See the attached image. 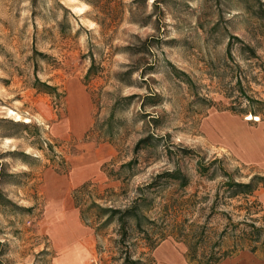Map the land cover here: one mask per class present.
<instances>
[{
	"label": "rangeland",
	"instance_id": "obj_1",
	"mask_svg": "<svg viewBox=\"0 0 264 264\" xmlns=\"http://www.w3.org/2000/svg\"><path fill=\"white\" fill-rule=\"evenodd\" d=\"M146 123L156 136L137 153ZM263 123L264 0H0V189L10 200L0 203V264H121L117 222L98 233L75 203L86 182L101 205L138 201L155 219L142 225L158 236L155 264H188L189 233L206 226L215 240L224 212L246 213L220 166L241 181L264 175ZM135 157L120 179L108 175ZM201 158H218L217 176L199 172ZM177 166L186 185L160 176ZM256 195L264 208V188ZM137 242L136 258L148 250ZM221 264L264 260L242 252Z\"/></svg>",
	"mask_w": 264,
	"mask_h": 264
},
{
	"label": "trees",
	"instance_id": "obj_2",
	"mask_svg": "<svg viewBox=\"0 0 264 264\" xmlns=\"http://www.w3.org/2000/svg\"><path fill=\"white\" fill-rule=\"evenodd\" d=\"M237 39H239L237 37ZM232 42H229L228 52L230 54V45ZM249 49L251 46L247 45ZM96 65L94 63L89 67L87 78L90 77L91 74L94 73ZM134 68L128 69L125 72H122L124 75H130ZM49 89L55 90V86H48ZM136 94H131L129 96L121 97L119 96L114 102L112 112L110 117L108 118V122H111L115 118V110L117 107L122 105L123 99H132ZM147 99H150L153 104H157L158 94L156 92H151L150 94H146ZM248 100L258 101L251 96L248 97ZM254 112H258L259 110L253 109ZM262 113L261 111H259ZM147 115V113H145ZM159 120L158 114L152 117V121L156 124ZM106 121V120H105ZM150 122V121H148ZM18 125H25L26 127L30 126L25 124L24 122H14ZM148 125V133L141 137L136 146L134 148L135 152H139L140 149L152 145V141L156 136V132L154 130V125ZM96 125V122H95ZM147 125L145 126L147 128ZM94 127V125H93ZM93 127L87 132L90 134ZM111 131L112 124L108 126ZM156 127V126H155ZM111 128V129H110ZM113 139L115 136H111ZM158 137V136H157ZM138 157L132 158L129 162L121 164V166L116 169L114 166L107 168V173L109 176H112L115 179L121 178V173L126 168H132L134 164L138 162ZM218 158L210 162H206L204 158H201L198 162L199 164V172L202 174H207L211 178L217 176L216 169L211 168L218 161ZM222 170L223 181L221 187L224 188L226 192V196L229 198L241 197L244 200V204L241 203L239 205L240 209H245L246 213L241 215L242 219L235 220L233 215L229 212H224V216L227 221L224 227L219 232L217 238L215 240H210L207 238L206 232H204V228L206 226H202L199 233L191 232L187 235L188 240L186 242L187 245V253L186 257L188 260V264H221L227 258L235 257L236 255L242 252H250L257 256L258 258L264 260V208L262 203L258 200L256 192L264 188V175L260 173L253 174L248 181H241L235 177L234 172H231L224 168V166H220ZM213 170V172H212ZM106 171V170H105ZM161 177H169L170 179H180L181 184L186 185L188 183L189 177L187 174L183 173L182 168L177 166L173 171L165 170L161 175ZM2 177V172L0 174ZM157 183V178L147 184L149 187L155 185ZM94 184L92 182H86L80 185L79 187L74 189L73 198L75 200L76 205L80 209L82 219L89 223V225H96L95 231L100 232L103 231L112 221H116L118 227L117 232L119 237L115 239L116 248L118 250L119 256H116V260H120L121 264H148L151 262L155 264V259L152 256V251L155 248L156 241L158 236L152 235L150 233L149 228H144L143 222L144 220L149 221L150 225L154 222L155 219H151L143 210L142 205L138 201H134L132 204H129L125 207H114V206H103L97 199L94 198ZM219 195V194H218ZM102 198V196H98ZM10 203V200L5 197L3 191L0 189V203ZM134 224V227L132 225ZM154 229V228H153ZM179 232L185 231L184 228L179 229ZM140 236V234H142ZM160 235V239H164L167 234L164 233V230L158 232ZM136 234H138L136 236ZM172 233H169V236ZM157 235V234H156ZM138 237L144 239L145 246L148 250H144L140 252V255L136 258L134 257L136 253V244L138 243ZM176 238L178 236H175ZM178 239V238H177ZM1 244V242H0Z\"/></svg>",
	"mask_w": 264,
	"mask_h": 264
},
{
	"label": "crops",
	"instance_id": "obj_3",
	"mask_svg": "<svg viewBox=\"0 0 264 264\" xmlns=\"http://www.w3.org/2000/svg\"><path fill=\"white\" fill-rule=\"evenodd\" d=\"M261 121V120H260ZM263 126L262 127H260V129H259V131H258V133H260L259 135L261 136V137H263L264 138V123L262 124ZM236 136H238L239 137V140H240V142L243 144V142H245V141H248L250 138L249 137H241V135H236ZM250 141H251V139H250ZM253 145H251V147H252ZM243 147V146H242ZM254 147V146H253ZM257 147V146H256ZM252 149V151L250 150L249 152L250 153H253V149L254 148H251ZM242 152H245L246 153V151H242ZM247 154V153H246ZM248 253H250V252H248ZM252 254V253H251ZM254 255V254H253ZM237 256V255H236ZM255 256V255H254ZM257 257V256H256Z\"/></svg>",
	"mask_w": 264,
	"mask_h": 264
},
{
	"label": "bare ground",
	"instance_id": "obj_4",
	"mask_svg": "<svg viewBox=\"0 0 264 264\" xmlns=\"http://www.w3.org/2000/svg\"><path fill=\"white\" fill-rule=\"evenodd\" d=\"M246 119H248V120H251V119H256V120H261V118H260V116H256L255 118H254V116L252 115V114H250V115H248L247 117H246Z\"/></svg>",
	"mask_w": 264,
	"mask_h": 264
}]
</instances>
